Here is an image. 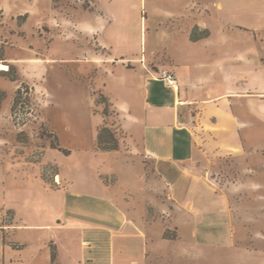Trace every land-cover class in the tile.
Instances as JSON below:
<instances>
[{
  "label": "crops",
  "instance_id": "crops-1",
  "mask_svg": "<svg viewBox=\"0 0 264 264\" xmlns=\"http://www.w3.org/2000/svg\"><path fill=\"white\" fill-rule=\"evenodd\" d=\"M41 1L0 0V25L15 29V20L25 17L23 31L36 18L33 32L40 31L47 25ZM133 1L108 0L101 11L86 10L93 17L82 22L52 9L50 30L65 38L71 31L78 46L90 47L77 64L91 72L93 90L113 105L120 149L96 150L105 119L95 112L100 125L92 145L73 151L86 159V167L77 157L67 168L51 148L40 163H31L29 153H13L0 137L2 183L11 187L13 198L6 204L11 220L0 224V264H53L52 246L57 264H189L203 258L202 248L232 238L230 195L210 176L217 160L231 158L245 172L241 177L264 191V0H170L167 5L152 0L151 20L147 0ZM129 7L138 8V19L129 18ZM196 28L209 35L193 41ZM3 33L0 45L6 39L12 43L14 33ZM35 58L29 61L36 60L43 78L48 60ZM158 69L175 74L176 88L157 78ZM24 83L43 97V84L36 91ZM91 102L94 111L92 96ZM139 154L155 169L154 177L132 161ZM130 164L141 171L138 206L102 179L130 176ZM46 165L59 170L51 184L42 178ZM160 183L170 202L158 216L151 189ZM149 205L156 209L153 218ZM20 231L31 239H10ZM166 232L176 238H166ZM230 245L264 264V253Z\"/></svg>",
  "mask_w": 264,
  "mask_h": 264
},
{
  "label": "rangeland",
  "instance_id": "rangeland-1",
  "mask_svg": "<svg viewBox=\"0 0 264 264\" xmlns=\"http://www.w3.org/2000/svg\"><path fill=\"white\" fill-rule=\"evenodd\" d=\"M82 1L83 5L80 6L75 5V0H58L56 2L54 0H42L40 7L44 12L43 20L46 21L47 25H43L40 31L33 32L38 27L36 18H33L23 31L22 27L26 23V18L18 17L15 20V29H11L10 25H7V28L6 25H0V37L4 38L3 32H11L15 36L11 41L13 46L8 39L0 45V49L3 48L4 58L16 67L20 66L19 75L22 81H28L36 89L41 84L46 87L43 97L32 89L30 104L25 106L27 109L24 112L27 114V124L18 127L12 119V110L8 111V108L11 102L13 104L12 98L15 95L17 83L20 87L22 82H13L0 74V91L6 93V98L0 111V137L9 141L7 142L8 150L11 149L13 153H29L28 161L31 163L41 162L45 149L51 148V141H54L53 138H48L47 136L54 132L58 137L61 148L70 152L69 155H65L63 152L56 150L60 152L59 155H61L65 166L70 168L72 161L79 157L78 153L74 155V152L92 145L96 137L97 127L100 125L99 118L94 114V111L102 114L104 106H94L93 111V103L91 102L92 92L94 91L92 86L93 76L82 65L77 64L76 60L83 51L87 52L90 47L82 43L81 45H85L84 48L78 46L77 41L73 40V37H76L70 34L71 31L68 32L69 35L67 34V38H65L59 35L58 30L52 32L48 27L52 19V9L62 15H66V17L70 15L75 21L82 22L93 17L86 13V10L101 11L100 7L105 4L107 6L106 2L108 0ZM151 1L147 0V12L150 20ZM160 1L165 2L166 5L170 2V0ZM133 2L139 3L140 0H134ZM85 4H89L90 8H87ZM127 11L131 20L138 19V8L129 7ZM142 16L144 18L147 15L142 13ZM149 26V40H152L154 32L151 22ZM23 33L27 37L25 40L18 36L23 35ZM51 38H55L53 42H51ZM94 43L93 41L91 46L96 48ZM30 46L34 47L33 49L35 50L32 52L28 51ZM35 57H46L48 60L47 66L49 70L43 75V78L38 74L37 66L33 63H37L36 60L29 61L30 59H36ZM2 65H5V63L0 62V70H2ZM151 65L155 66V63ZM22 69H24L25 73L21 72ZM34 71L36 72L35 75H33ZM30 88L32 87L29 85ZM92 98L94 99V97ZM106 122L114 131L117 130L113 125L118 124V118L116 111L112 107H109V116L106 117ZM116 133L118 134L117 131ZM0 152L2 151L0 150ZM72 156L74 157L72 158ZM79 158L86 167V159ZM128 161L131 162V158H128ZM132 161H136L138 164L142 163L149 178L155 176V169H152L150 163L140 157V154L139 157ZM132 164H130V168L134 172L130 176L123 174L119 181L114 177H102V179L110 184L114 189L113 191L128 195V199L138 206L139 202H141V205L143 204V195L140 191L141 184L138 180V174L141 171L140 168ZM237 166L238 163L236 164L231 158L219 159L213 164L210 174L215 182L214 186L218 190H227L230 195L233 222L235 224L231 228L232 238H228L221 244L202 248L200 251L203 258L201 260L191 258L189 264H263L261 260L244 253L242 251L244 250L243 248L236 250L234 246L230 245L233 242L234 245L236 243L239 247H244L247 250L264 253V191L261 185H256L251 180L248 181L246 178L241 177L243 174L245 175V172L241 173ZM3 171V165L0 164V224H6L11 220L12 213L7 210L6 204L13 202V198L9 193L12 190L11 187L2 183ZM58 171L56 166L46 165L42 168V175L45 173V178L51 183L52 181L54 182V176ZM249 174L252 175V173ZM155 187L151 190L157 198L156 202H158L159 206L157 209L159 211L158 216H161L163 214L161 211L162 207L166 209L170 198L168 189L164 185L160 183ZM147 208L150 218H153L155 216V207L149 205ZM2 235L0 236L3 237ZM170 235L172 237L175 236L171 233ZM24 237L31 239L28 233L23 231L10 235L12 240Z\"/></svg>",
  "mask_w": 264,
  "mask_h": 264
},
{
  "label": "trees",
  "instance_id": "trees-1",
  "mask_svg": "<svg viewBox=\"0 0 264 264\" xmlns=\"http://www.w3.org/2000/svg\"><path fill=\"white\" fill-rule=\"evenodd\" d=\"M58 0H54L56 2ZM87 8H90L89 4H85ZM25 18V17H24ZM209 35L208 31H199L198 28L194 29L191 34V39L193 41H197L199 39L205 38ZM4 59V53L3 48L0 49V62H3ZM5 63V62H4ZM5 65L8 67L7 70H0V74L10 79L13 82L20 81V75L17 70V68L12 65L5 63ZM25 85V86H24ZM31 91L32 88L29 89V85L22 82L21 86L16 90L15 95L13 97V104L11 108V116L16 125L19 126H25L27 124V114L24 113L27 109L25 106L30 104V97H31ZM92 97H94V103L95 106H104L102 116L104 117V123L98 128V135L96 140V150L98 152H112V151H118L120 148L119 145V139L117 136L116 131L109 126V124L106 122V117L109 116V107L113 108V105L111 104L110 100L101 92L93 91ZM6 98V93L3 91H0V111L3 101ZM95 112V111H94ZM96 113V112H95ZM21 120V121H20ZM48 138H53L54 141H51V148L58 150L60 152H63L65 155H69L70 152L67 150H64L61 148L58 137L54 132H52ZM42 178L47 182V179L45 178V173H43ZM51 184V183H50ZM165 237L169 239H175L176 236H171L169 232L165 233ZM52 251V263L57 264V252L54 246L51 248Z\"/></svg>",
  "mask_w": 264,
  "mask_h": 264
},
{
  "label": "built area",
  "instance_id": "built-area-1",
  "mask_svg": "<svg viewBox=\"0 0 264 264\" xmlns=\"http://www.w3.org/2000/svg\"><path fill=\"white\" fill-rule=\"evenodd\" d=\"M157 78L162 81L167 87L176 88V76L173 72L168 69L159 70Z\"/></svg>",
  "mask_w": 264,
  "mask_h": 264
},
{
  "label": "bare ground",
  "instance_id": "bare-ground-1",
  "mask_svg": "<svg viewBox=\"0 0 264 264\" xmlns=\"http://www.w3.org/2000/svg\"><path fill=\"white\" fill-rule=\"evenodd\" d=\"M1 69H2V70H7L8 67H7L6 65H3V66L1 67Z\"/></svg>",
  "mask_w": 264,
  "mask_h": 264
}]
</instances>
